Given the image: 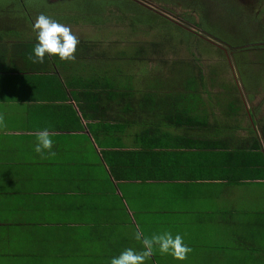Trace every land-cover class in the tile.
<instances>
[{
	"label": "crops",
	"instance_id": "0c3cea01",
	"mask_svg": "<svg viewBox=\"0 0 264 264\" xmlns=\"http://www.w3.org/2000/svg\"><path fill=\"white\" fill-rule=\"evenodd\" d=\"M51 64L0 69V264H110L141 249L137 230L180 234L192 248L186 260L156 251L146 264H264V168L245 170L243 149L192 145L206 129L169 108L180 100L141 110L147 99L116 98L115 81H101L102 101L82 97L99 83ZM250 109L246 120L257 122ZM107 121L121 126L112 133ZM44 128L54 156L35 151Z\"/></svg>",
	"mask_w": 264,
	"mask_h": 264
},
{
	"label": "rangeland",
	"instance_id": "374dc122",
	"mask_svg": "<svg viewBox=\"0 0 264 264\" xmlns=\"http://www.w3.org/2000/svg\"><path fill=\"white\" fill-rule=\"evenodd\" d=\"M147 1L154 10L134 0H0V35L36 39L32 24L43 13L81 40L75 60L51 56L66 75L131 84L133 101L156 88L165 103L199 102L191 108L209 110L224 137L264 139V0ZM245 105L257 122L246 120Z\"/></svg>",
	"mask_w": 264,
	"mask_h": 264
},
{
	"label": "trees",
	"instance_id": "16d2710c",
	"mask_svg": "<svg viewBox=\"0 0 264 264\" xmlns=\"http://www.w3.org/2000/svg\"><path fill=\"white\" fill-rule=\"evenodd\" d=\"M4 35H6V33H3V32L0 35L1 36L0 37V48H1L0 49V69L3 67L5 68L6 67H16L17 64L20 65L19 63L20 60L29 61L28 54L29 52L32 53V50H29V48L32 47L33 49V47L37 43L36 39H33L34 41H32V39H28L27 36H24L22 38V37H19V34H15V36L8 37L9 39H12V40L7 41L6 46L3 47V45L6 43L5 40H3L4 38H6ZM46 56H45L43 63L50 61V59H47L48 56L47 57ZM51 58L52 59L50 63H52V61L57 62L53 57ZM41 68H44V67H41ZM95 82H98L99 84H97L96 86L95 84H93V82H90V84H86L83 86L84 89L82 91L83 93L82 97H88L91 99L98 98L99 101H102V99L104 98V89H103L104 87L101 81H95ZM58 83H59L60 88L64 89L65 87L64 83L60 80L58 81ZM115 87H116L115 89L116 98L127 97L129 95L128 94L130 92L128 90L129 88L128 87L123 88L122 84L118 83V81L116 82ZM192 89L195 90L196 97L198 99H202L201 97L202 93L200 92V89H197L196 87ZM88 92H90V94ZM144 98L147 99V102H146V105L141 106V110H145V109L148 110L147 105H151L150 103L155 102V99H162L159 89L157 90V92L153 91V93H148L147 95H145ZM168 103H171V102H168ZM198 103L195 106L191 104L187 105L189 107L185 110H182L186 106L185 104L181 103V101L179 102V106L177 105L169 106V108L173 109V111L174 110L177 111V113L180 114L181 116L182 114H186V113L190 114V116L194 115V117H191L193 118L192 122H190L191 125H194L195 127L200 126L201 128L202 126L205 127L204 129L206 130L203 136L199 134L200 136H198L197 138L189 139L192 145H195L196 147H206V148L212 149L213 151H219V152H224V153L233 152L235 149H243L244 151L243 156L245 158L241 162L244 164L242 167H244L245 170L250 169V168L256 169L257 167L264 168V139H261L260 137L253 135L252 137L250 136L249 138L241 140L244 147L237 146L238 144H240L239 139L235 140V137H231V136L224 137L221 135L220 132L223 131L221 124L217 125L215 123H212V120L211 121L202 120L203 119L202 115H209V110H207L206 108H201V107L198 110H196L195 108H191V107H199ZM82 114L84 118L87 120L85 111L82 110ZM196 114L201 117H198ZM100 120L103 122H106V119H100ZM107 122H108L107 123L108 125H106L105 123V126H108L110 130H112V133H114L116 129H119L118 126H121L120 121H107ZM180 122L181 123L184 122V118ZM90 127L92 128L91 125ZM262 130L264 132V126ZM92 131H93V128H92ZM197 132H200V129H197ZM235 155H236L235 152L231 154V156H235ZM229 166L234 167L233 159L229 163Z\"/></svg>",
	"mask_w": 264,
	"mask_h": 264
},
{
	"label": "clouds",
	"instance_id": "9594fccd",
	"mask_svg": "<svg viewBox=\"0 0 264 264\" xmlns=\"http://www.w3.org/2000/svg\"><path fill=\"white\" fill-rule=\"evenodd\" d=\"M32 30L36 33L37 43L29 55L33 63H43L45 56H58L60 60H75L79 38L72 32V29L57 20L41 13L32 24ZM4 125V117L0 115V126ZM48 128L39 130L35 133L36 145L35 151L43 153L48 150L49 154L54 156L51 151L53 147L52 136ZM135 239L141 243V249L125 248L118 255L113 256L110 264H146L156 251L161 255H170L175 260H186L192 248L184 243L180 234H173L165 231L152 236H145L142 231L135 232Z\"/></svg>",
	"mask_w": 264,
	"mask_h": 264
},
{
	"label": "flooded vegetation",
	"instance_id": "af4514ba",
	"mask_svg": "<svg viewBox=\"0 0 264 264\" xmlns=\"http://www.w3.org/2000/svg\"><path fill=\"white\" fill-rule=\"evenodd\" d=\"M134 1H137V2H139V3H141V4H143V6H145V7H148V8H150V9H152V10H154L152 7H150L148 4H150L147 0H134ZM245 1H247V0H245ZM168 15H166V17H167ZM169 18V17H168ZM170 19V18H169Z\"/></svg>",
	"mask_w": 264,
	"mask_h": 264
},
{
	"label": "water",
	"instance_id": "95a60500",
	"mask_svg": "<svg viewBox=\"0 0 264 264\" xmlns=\"http://www.w3.org/2000/svg\"><path fill=\"white\" fill-rule=\"evenodd\" d=\"M150 7H152V5L148 4ZM154 7V6H153Z\"/></svg>",
	"mask_w": 264,
	"mask_h": 264
}]
</instances>
